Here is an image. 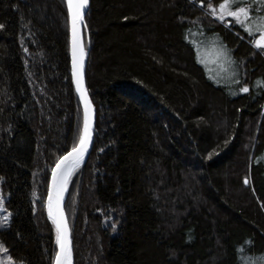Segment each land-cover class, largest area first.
Returning a JSON list of instances; mask_svg holds the SVG:
<instances>
[{
    "label": "trees",
    "instance_id": "16d2710c",
    "mask_svg": "<svg viewBox=\"0 0 264 264\" xmlns=\"http://www.w3.org/2000/svg\"><path fill=\"white\" fill-rule=\"evenodd\" d=\"M220 2L90 0L96 120L64 200L72 264H264V47L209 14ZM0 25V243L22 264H53L50 171L83 121L66 0H0ZM208 43L233 83L199 62Z\"/></svg>",
    "mask_w": 264,
    "mask_h": 264
},
{
    "label": "snow or ice",
    "instance_id": "6c2138e0",
    "mask_svg": "<svg viewBox=\"0 0 264 264\" xmlns=\"http://www.w3.org/2000/svg\"><path fill=\"white\" fill-rule=\"evenodd\" d=\"M241 3L244 6H240ZM66 4L71 27L72 76L76 84V90L83 102V124L78 142L73 144L70 151L61 155L51 169L52 177L49 186L47 210L49 218L55 225L56 243L59 247L56 252L55 264H71V241L61 207V200L69 179L75 169L79 167L88 150L92 136V104L88 98L87 89L83 87L84 49L79 31L88 0H66ZM209 7L212 8V15H217L211 4ZM254 7V4L246 3L245 0H236L235 4H230L229 0H222L219 4V19L223 21L226 16L234 17L237 22L245 26L249 33L258 32L259 37L254 43L257 47H264V16L250 22L249 10ZM261 10L264 11V7ZM0 28H3V25H0ZM217 55L230 60V57L224 51L218 52ZM241 91L247 92L248 88H241ZM245 183H247V179H245ZM3 247L0 244V248ZM4 250L7 251V249ZM8 260L11 261L12 257L9 256Z\"/></svg>",
    "mask_w": 264,
    "mask_h": 264
},
{
    "label": "rangeland",
    "instance_id": "374dc122",
    "mask_svg": "<svg viewBox=\"0 0 264 264\" xmlns=\"http://www.w3.org/2000/svg\"><path fill=\"white\" fill-rule=\"evenodd\" d=\"M261 1L264 2V0H261ZM229 2H230V4H235L236 0H229ZM254 2H256V0ZM220 3L215 4V5L211 4L215 8L217 15H212V8H210V12H209V14L212 17H214L215 19H217L218 21H221L219 19V11H220L219 10V4ZM240 6H244V5L241 3ZM257 6H258V4H257ZM255 11L256 10H254V9L249 10L250 22L252 20L258 19V14ZM261 16H264V14ZM241 19H243V17H241ZM231 21H234L235 23L239 24L241 26V28H243L245 31H247L245 26H243L242 24L237 22L234 17L226 16L225 19L223 20V22L226 24L231 22ZM254 34H256L255 40L258 39L259 33L256 32ZM84 38H85V35H84ZM220 51H223L222 47H220L217 44L208 43V45L202 46V50L200 52V54H201L200 56H202V58H199L198 52H197V57L199 59V62L202 65L205 64L204 65L205 68L207 67L206 65L208 64L209 68H206V70L208 69L207 73H208L209 77L212 78L213 76H216L217 78L221 79L222 83H224V84L233 83L235 80V77H236L235 66L229 59H224L223 57L218 56L217 53ZM226 86H230V85H226ZM82 120H83V117H82ZM82 124H83V121H82ZM247 180H248V178H247ZM66 190H67V187H66ZM8 218H9V212L5 208L4 196L2 195L1 190H0V228L6 226ZM8 257H9V255L4 250V247L0 248V264H22V262L16 261L13 258L11 261H9Z\"/></svg>",
    "mask_w": 264,
    "mask_h": 264
},
{
    "label": "water",
    "instance_id": "95a60500",
    "mask_svg": "<svg viewBox=\"0 0 264 264\" xmlns=\"http://www.w3.org/2000/svg\"><path fill=\"white\" fill-rule=\"evenodd\" d=\"M89 3H90V0H88V4L86 5L85 9H84V17H83V21L79 27V31H80V35H81V43H82V46H83V49H84V68H83V87L87 89L86 87V80H85V66H86V57H87V54H88V49L85 51V38H84V27H85V16H86V13L88 11V7H89ZM68 13V11H67ZM68 30H69V60H70V75H71V81H72V85H73V88H74V91L76 93V96L78 98V101H79V104L81 106V109H82V115H83V102L80 98V94L77 92L76 90V84H75V81L73 79V76H72V54H71V27H70V21H69V16H68ZM87 95H88V98L89 100L91 101V104H92V136H91V140H90V143H89V147H88V150L87 152L85 153L84 155V158L83 160L81 161L84 162L88 156V154L90 153L91 151V148H92V144H93V140H94V130H95V120H96V114H95V107L92 103V100L90 98V95L88 93V90H87ZM71 150V149H70ZM68 150V151H70ZM66 151V152H68ZM65 152V153H66ZM65 153H63L62 155H64ZM57 161V160H56ZM56 163V162H55ZM55 163L53 165V167L55 166ZM80 163V164H81ZM51 177H52V173L50 171V176H49V182H48V188H47V194H46V198H45V209H46V213L48 215V210H47V201H48V194H49V186L51 184ZM66 192V191H65ZM65 195L66 193H64L63 195V198L61 200V207L63 209V212H64V216H65V220H66V223H67V226H68V229H69V238H70V241H71V259H72V237H71V229H70V225H69V222H68V218H67V215L65 213V209H64V200H65ZM49 217V216H48ZM59 250V247L56 243V252ZM56 252H55V256H54V261H53V264H55V257H56Z\"/></svg>",
    "mask_w": 264,
    "mask_h": 264
},
{
    "label": "bare ground",
    "instance_id": "6f19581e",
    "mask_svg": "<svg viewBox=\"0 0 264 264\" xmlns=\"http://www.w3.org/2000/svg\"><path fill=\"white\" fill-rule=\"evenodd\" d=\"M84 59V58H83ZM66 191V190H65ZM65 191H64V193H65ZM64 193H63V195H64ZM63 198V197H62ZM71 264H72V259H71Z\"/></svg>",
    "mask_w": 264,
    "mask_h": 264
}]
</instances>
